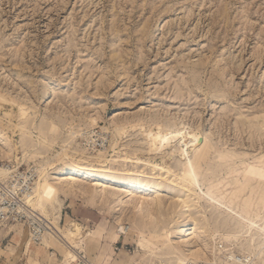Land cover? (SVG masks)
I'll return each mask as SVG.
<instances>
[{
	"label": "rangeland",
	"instance_id": "obj_1",
	"mask_svg": "<svg viewBox=\"0 0 264 264\" xmlns=\"http://www.w3.org/2000/svg\"><path fill=\"white\" fill-rule=\"evenodd\" d=\"M0 94L10 102L0 100V168L31 176L49 163V182L59 183L44 209H31L59 230L55 235L36 242L25 224L0 229L8 245L0 253L23 247L29 260L22 264H96L91 246L107 226L118 245L100 264H182L187 248L170 241L178 199L186 197L173 178L156 181L162 187L152 197L159 200L142 215L93 189L99 181L112 193L125 191L119 181L127 170L153 177L148 163L182 173L205 141L210 152L197 170L205 192L217 185L214 193L229 203L255 219L259 208L264 214L262 178L231 170L257 169L264 160V0H0ZM168 130L203 138L182 147V133L164 152L153 149V132ZM65 153L95 167L106 159L107 178L69 185L52 169L71 163ZM200 206L196 215L209 236L225 233L216 243L231 248L226 235L241 228L219 223L205 200ZM92 212L100 215L97 226L77 221ZM121 224L127 235L118 233ZM202 241L193 240V251Z\"/></svg>",
	"mask_w": 264,
	"mask_h": 264
},
{
	"label": "bare ground",
	"instance_id": "obj_2",
	"mask_svg": "<svg viewBox=\"0 0 264 264\" xmlns=\"http://www.w3.org/2000/svg\"><path fill=\"white\" fill-rule=\"evenodd\" d=\"M0 100L3 103H10L1 94H0ZM7 115H10V113ZM12 127L13 129L21 130L22 136L26 135L24 128H22L23 126L19 127L18 125L12 124ZM122 131L124 132V130ZM118 132H120V130H118ZM181 132L184 133L185 131L184 132L181 131ZM182 133H178V132L173 133L172 131L169 130L168 133H164L163 131H160L159 133L154 134L153 132L154 134V135L152 134L153 137L150 136L153 139L152 141L153 146L152 145L151 146L153 147V149L156 148L160 151H163L169 148L172 144L174 145V143H176L177 140L182 138L183 136ZM194 133H192L191 131L184 133L187 135V138L184 139L183 137L182 140L183 144L181 143L182 147L184 146L186 147L190 143H195L199 139L203 138L199 134L196 133L197 134L196 135ZM31 137H32V132H29L28 138ZM37 140L38 143L42 142L39 137H37ZM200 144L201 145L196 149L197 151L194 152V157L184 162V169L182 173H175L170 168H168V166L167 167L164 165L158 166L157 162L148 163V164L146 163L150 168H152V173L154 171V173L152 174L153 177L146 176V173L144 172L135 173L133 171L127 170L126 175L128 176V179L119 181V183H122L126 186L125 191L121 190L112 193L106 188V186H104L102 183L98 181L95 182V186L96 187L99 186V187L93 189L94 193H97L102 198L106 196L114 197L115 201H117L119 204L129 203L135 215H142L145 210H150L151 208L150 206L154 205L159 200V198L155 195L154 197H152L153 194L159 193L162 187L161 183L157 184L156 181L157 180L167 181L173 178V180L171 181L174 183V185L179 186L184 191L185 193L184 196L186 197V198L179 197L178 199L180 203L179 205L180 210L178 212L179 221L176 224L177 238L174 239L173 241H170L172 242L171 243L172 245H178L181 248L182 247L187 248V253L184 252L180 253V256L182 258H180V256L178 257L180 263L183 264V259H187L188 256L191 257V258L188 257L189 259H187L189 260L190 264L192 263L197 264L203 262H204L203 264L205 263L219 264L218 261H221V258L219 260L218 256L222 257V252H221L222 250L218 251L220 244L219 243L217 244L216 240L217 238L224 236L225 233L222 234L218 230L215 232V234H213V236H209L210 227L207 224H205L199 216L196 215L198 208L201 207L200 206L201 201L205 200L212 208L215 207L217 209L219 213V217L221 218L219 223H222L223 225H227L230 222H232L233 225H236L237 228H241L239 232L235 231L234 229V231L231 230L232 232L231 235L230 234L226 235L227 237L233 238L234 240L233 246H231L233 251L231 250L232 253L230 254V257L233 258V260L228 264H264V214L260 212L261 208H259V212L256 215V219H255L252 216V213L242 210L238 206H234L233 203H229L226 200V198L223 197L222 194H220V192L214 193L213 189L217 187V185L212 184L211 188L207 192H205L200 182L199 176L197 174V170L200 163L203 162L208 157L210 152V146L207 144V141ZM34 151H36L35 148L33 150L32 148L29 150V152H34ZM182 151L184 150L182 149ZM63 158L68 161H71V163L64 167H60V165H58L59 163L58 164L53 163L52 169H54L53 173L68 176L69 180L71 181V182L68 181L69 185L74 186L75 183L79 182V178H88L92 180L95 179L101 180L107 178L105 174H108L109 168L107 167V164H105L107 162H104L107 161L106 159L101 160L100 158V163L103 162V164L101 163L100 167H95V165L90 164V162L86 160H82V158L77 161V159L74 158V156L71 157L66 153L64 154ZM127 159L128 158H125L124 160L126 161ZM135 161L140 162V160H135ZM17 162L18 165H20L21 163L20 158L17 159ZM48 164L49 163L39 167V169L37 170L38 172H40L39 178L34 184L31 183V188L28 189L29 191H25L19 195L20 192L19 190L22 186V183L16 182L15 185L9 187L11 191L10 194L11 197L15 198V195L19 196L21 202H19V207L13 209L11 207H3L1 209V211L5 213L7 220L4 219L5 221L4 220L0 221V229L9 224L14 225L15 229L19 227L18 225L25 224L29 228L30 236L31 233L33 234L32 241H36V242L45 241L44 237H47V235L52 233V231L55 232V230H58L55 226H52V224L49 221H47L46 218L42 217L40 214L38 215L36 211H33L34 209L32 208L35 207L42 209L46 202L52 200L56 191L58 190L57 185H59V183L51 184L49 182L48 179L49 174L46 172L45 169L46 168L45 166ZM263 167H264V160H261V166L257 169H252L251 165H249V166H245L244 170L242 171L236 170L234 168H232L231 170L232 172H236L238 175L241 176L244 173H246L245 176L246 180H255L258 177H261L262 178L261 182H264ZM8 168H9L8 166L6 168H0V182H7L6 184H10L12 182L11 179L14 177L13 170L10 169V171H12V174H10ZM156 169L159 171H156ZM38 172H35L34 174L38 175ZM20 175L23 176L25 183L26 175L25 174H20ZM147 178L150 179H148L147 181L146 180ZM9 214H11L12 219H15L17 222L8 221ZM21 216H23V218H26V221L19 222L21 220H19L18 217ZM127 228L128 227L123 226L121 224L118 233L122 235H127L128 233ZM224 232L226 231L224 230ZM61 237L62 236L59 232L58 238ZM195 238L201 239L203 240L202 242H204V247L197 252L193 251V249L190 247L194 243L193 240ZM221 245L223 248H230V246L228 247L226 244H221ZM237 256L241 258V261L236 259ZM252 258L254 260L253 263L251 260ZM222 262L224 264L223 257H222ZM104 263L105 261H103V264Z\"/></svg>",
	"mask_w": 264,
	"mask_h": 264
},
{
	"label": "crops",
	"instance_id": "obj_3",
	"mask_svg": "<svg viewBox=\"0 0 264 264\" xmlns=\"http://www.w3.org/2000/svg\"><path fill=\"white\" fill-rule=\"evenodd\" d=\"M92 213L94 214L84 215L83 217L78 218L77 221L80 220V222H82L84 226L86 225H88L89 227L90 226L92 227V225L97 226L100 223L97 221V218H99L100 215L97 212H92ZM69 217L71 218L70 215ZM114 232H115L114 230L111 231L110 227L107 226L106 232L104 233L100 242L94 243L91 246V249L93 251L92 257H94V261L96 264H100L101 261L105 258L108 251L111 248L113 247L115 248V246L118 245L112 241ZM4 240L0 241V248L6 250L8 245L6 246L3 245L2 242H4ZM10 240L8 244H10ZM16 247L17 248L13 253H11L10 251H6L5 253H0V264H22V261H24L25 259L29 260L26 254L24 253L23 247L20 246H16Z\"/></svg>",
	"mask_w": 264,
	"mask_h": 264
},
{
	"label": "built area",
	"instance_id": "obj_4",
	"mask_svg": "<svg viewBox=\"0 0 264 264\" xmlns=\"http://www.w3.org/2000/svg\"><path fill=\"white\" fill-rule=\"evenodd\" d=\"M9 168H11L13 170L14 177L11 179V181L14 183L11 182L10 184H6L7 182H0V221H2L4 219L7 220L5 213L3 211H1V209L3 207H11L13 209V208L19 207V202H21V200L19 199L20 198L19 196L15 195V198L11 197V195H10L11 191H10L9 187H12L13 185H15L16 182L22 183V186L19 190L20 191L19 195H20L25 191H29L28 189L31 188V183L34 182V180H35L34 178L36 177L34 172H32V175L29 176L27 172H21L20 168L18 169L16 166L15 167L9 166ZM20 174L26 175V182L25 183H24L23 176H21ZM8 216H9L8 221L17 222L15 219H12L11 214H9ZM18 218H19V220H21L19 222L26 221V218H23V216L18 217ZM231 250L233 251L232 248H223L221 244L219 245L218 251L222 252L224 264H228L233 260V258L230 257V254L232 253ZM236 259L241 261V258L239 256H237ZM239 261H237V262H239ZM197 264H203V263H197Z\"/></svg>",
	"mask_w": 264,
	"mask_h": 264
}]
</instances>
